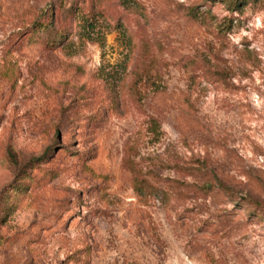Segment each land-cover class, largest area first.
Listing matches in <instances>:
<instances>
[{
    "label": "rangeland",
    "instance_id": "374dc122",
    "mask_svg": "<svg viewBox=\"0 0 264 264\" xmlns=\"http://www.w3.org/2000/svg\"><path fill=\"white\" fill-rule=\"evenodd\" d=\"M0 264H264V0H0Z\"/></svg>",
    "mask_w": 264,
    "mask_h": 264
},
{
    "label": "trees",
    "instance_id": "16d2710c",
    "mask_svg": "<svg viewBox=\"0 0 264 264\" xmlns=\"http://www.w3.org/2000/svg\"><path fill=\"white\" fill-rule=\"evenodd\" d=\"M79 21L83 24H86L88 27H91L90 24H87L86 22H84L85 20L83 18H79Z\"/></svg>",
    "mask_w": 264,
    "mask_h": 264
}]
</instances>
